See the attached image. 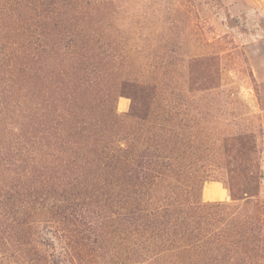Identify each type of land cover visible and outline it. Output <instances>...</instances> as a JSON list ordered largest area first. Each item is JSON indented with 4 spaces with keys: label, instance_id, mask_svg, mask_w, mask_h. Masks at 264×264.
Listing matches in <instances>:
<instances>
[{
    "label": "trees",
    "instance_id": "1",
    "mask_svg": "<svg viewBox=\"0 0 264 264\" xmlns=\"http://www.w3.org/2000/svg\"><path fill=\"white\" fill-rule=\"evenodd\" d=\"M117 1L0 0V264H264V142L218 56L135 73Z\"/></svg>",
    "mask_w": 264,
    "mask_h": 264
},
{
    "label": "rangeland",
    "instance_id": "2",
    "mask_svg": "<svg viewBox=\"0 0 264 264\" xmlns=\"http://www.w3.org/2000/svg\"><path fill=\"white\" fill-rule=\"evenodd\" d=\"M117 5L135 73L184 79L191 58L218 56L220 89L244 103L230 106L225 117L238 127L235 116L249 114L241 123L264 142V0H120ZM130 103L120 97L119 112ZM203 199L229 200L230 194L223 182L208 180Z\"/></svg>",
    "mask_w": 264,
    "mask_h": 264
}]
</instances>
